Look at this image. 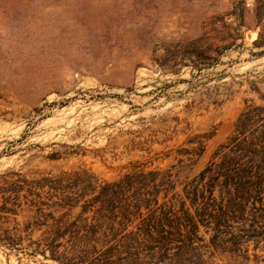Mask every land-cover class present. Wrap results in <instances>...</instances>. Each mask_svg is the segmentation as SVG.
<instances>
[{"label":"rangeland","instance_id":"rangeland-1","mask_svg":"<svg viewBox=\"0 0 264 264\" xmlns=\"http://www.w3.org/2000/svg\"><path fill=\"white\" fill-rule=\"evenodd\" d=\"M241 1L240 27L232 12ZM255 7L256 0H0V175L87 172L110 181L135 166L176 165L181 190L242 111L264 102ZM201 134L214 135L193 163L182 153ZM55 153L60 158L50 159ZM249 249L247 264H264V242ZM0 264L55 263L0 247Z\"/></svg>","mask_w":264,"mask_h":264},{"label":"trees","instance_id":"trees-1","mask_svg":"<svg viewBox=\"0 0 264 264\" xmlns=\"http://www.w3.org/2000/svg\"><path fill=\"white\" fill-rule=\"evenodd\" d=\"M243 3L232 12L240 27ZM254 11V44L263 47L264 0ZM213 135L189 139L194 147L182 154L199 160ZM178 175L176 165L135 166L110 181L87 172L1 174L0 247L55 264H218L223 257L247 264L250 243L264 242V102L242 111L233 134L181 190Z\"/></svg>","mask_w":264,"mask_h":264}]
</instances>
